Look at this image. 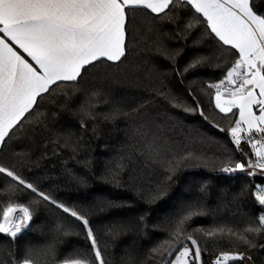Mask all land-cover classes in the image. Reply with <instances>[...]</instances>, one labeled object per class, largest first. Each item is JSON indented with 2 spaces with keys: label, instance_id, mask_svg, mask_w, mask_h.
<instances>
[{
  "label": "snow or ice",
  "instance_id": "1",
  "mask_svg": "<svg viewBox=\"0 0 264 264\" xmlns=\"http://www.w3.org/2000/svg\"><path fill=\"white\" fill-rule=\"evenodd\" d=\"M101 103L108 107L97 111ZM164 105L222 133L212 137L220 154L191 148L178 121L158 118ZM64 113L85 131L98 117L123 119L132 143L97 171L84 137L61 125ZM66 150L86 170H63L83 198L62 197L36 171ZM192 169L208 175L185 183L157 215L154 206ZM239 174L247 182L229 201L235 218L218 219L210 203L217 178ZM93 180L133 195H92ZM0 201L8 238L0 264H256L254 250L264 249V0H0ZM28 231L40 239L22 244ZM129 235L149 244L134 239L117 259ZM73 238L83 244L66 248Z\"/></svg>",
  "mask_w": 264,
  "mask_h": 264
},
{
  "label": "trees",
  "instance_id": "2",
  "mask_svg": "<svg viewBox=\"0 0 264 264\" xmlns=\"http://www.w3.org/2000/svg\"><path fill=\"white\" fill-rule=\"evenodd\" d=\"M204 71L210 72V69ZM95 83V81H93ZM203 103L207 106V98H203ZM108 105L99 104L97 111L106 110ZM169 116L174 117L173 121H169ZM163 122L175 123L179 122L178 130L182 129L183 133H190L194 139L189 141V146L198 152H202L205 155L212 157L219 155L222 151L221 146L216 143L212 137H218L223 139V134L209 125L198 115H190L183 113L181 110L170 108L166 105L159 109V117ZM60 122L63 127L72 128L84 137L85 152L91 154L95 160L96 170L99 171L102 164L109 160H112L122 148L132 143L134 136L131 126L123 119H119L116 122L105 121L102 117H98L95 121H88L87 130H81L75 117L68 113H64L60 117ZM95 128V130H94ZM201 134V135H198ZM79 159V157H78ZM72 169L79 173H85V169L76 162L69 158L67 150L61 157H50L41 162V166L36 169L44 177L45 185H52L53 190L59 195L65 198H83L85 193L76 191L73 186L67 182L66 177L63 174L64 168ZM208 173L202 169L187 170L181 176L180 182L175 185L170 192L169 197L166 200H162L154 207L158 210L157 215L162 216L164 212L171 210L172 205L179 199L183 192V185L188 182H194L207 176ZM152 179H159V176L155 173L151 176ZM247 182V178L243 174H239L238 178H222L218 177L216 185L213 187L210 203L214 209H216V217L218 219L227 220L228 218H235L233 213L235 209L229 203L232 199L233 192L238 189V186ZM256 183H260V179L257 178ZM59 185V187H56ZM88 193L92 195H109L121 198H131L132 193L128 190L117 189L108 184L100 181L93 180L91 186L88 189ZM254 197H250L248 204L250 208H259L258 204H255ZM3 207V201H0V208ZM122 215L124 213H121ZM128 215L134 214L133 211H129ZM46 214H41L40 219L34 221V223H42ZM113 215L112 213L108 214ZM198 224L207 226L211 223L210 217H199ZM163 233L154 232L153 238H161ZM8 238L0 234V242L6 241ZM40 237L37 233L28 231L21 237V243L28 240L38 241ZM134 239L138 240L139 247L143 248L149 244L148 239L135 238L131 235L123 237L118 243L114 251L117 253V259L122 252L124 246L130 244ZM83 244L82 240L73 238L69 241L66 248H70L73 245ZM254 259L256 264H262L264 262V249L254 250Z\"/></svg>",
  "mask_w": 264,
  "mask_h": 264
}]
</instances>
